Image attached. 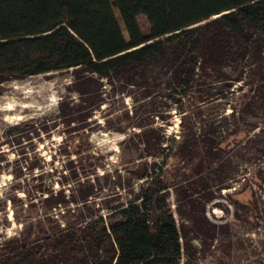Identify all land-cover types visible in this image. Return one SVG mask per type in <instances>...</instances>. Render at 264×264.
Returning a JSON list of instances; mask_svg holds the SVG:
<instances>
[{
    "label": "trees",
    "instance_id": "16d2710c",
    "mask_svg": "<svg viewBox=\"0 0 264 264\" xmlns=\"http://www.w3.org/2000/svg\"><path fill=\"white\" fill-rule=\"evenodd\" d=\"M63 70L80 99L57 117L74 130L110 93H135L116 130L139 153L111 165L89 145L57 188L50 161L20 156L13 180L38 182L0 234V264H234L230 225L207 208L240 172L264 185V0H0V83ZM42 120L6 140L49 135L55 122Z\"/></svg>",
    "mask_w": 264,
    "mask_h": 264
},
{
    "label": "rangeland",
    "instance_id": "374dc122",
    "mask_svg": "<svg viewBox=\"0 0 264 264\" xmlns=\"http://www.w3.org/2000/svg\"><path fill=\"white\" fill-rule=\"evenodd\" d=\"M139 23L144 32H148L149 23L145 16L139 17ZM73 71L63 70L46 74L33 75L21 79H8L0 83V234H11L16 228L13 212L21 215L23 205L28 201V193L38 180H34L31 173H26L21 179L13 180V171L19 165L17 159L28 157L36 162L39 157L50 161L49 168H54L53 183L58 187V176L64 172V165L69 157L75 158L78 150L93 147L96 152L106 157L107 164H126L138 156L139 151L123 149L121 141L126 134L118 127L124 123L127 110H133L135 93L129 89L123 94L110 93L109 100L94 112L86 123L85 129L74 130V124L68 126L57 117L60 101H79L80 97L72 88ZM216 107L222 112L230 111V106L222 100ZM11 106L12 110H6ZM172 123L168 125V133L178 128L179 117L175 108L171 109ZM11 115L21 116L10 117ZM47 117L54 121L56 128L47 135L39 129L29 130L41 126L42 119ZM36 119L37 125L24 130V137L17 141L6 140V130L22 121ZM38 128V127H37ZM258 130V129H257ZM37 132L39 134H37ZM264 142V136H263ZM264 155V147H260ZM21 156V158H20ZM260 160H264L261 156ZM257 162L259 160L256 159ZM25 165V163L23 162ZM251 167V166H250ZM102 172L103 168H99ZM28 172V171H27ZM236 176L230 188L223 189L221 204L209 205L207 214L213 221L225 222L230 225L231 236L235 239L234 264H264V185H254L250 174ZM261 174H264L261 173ZM14 184L16 186H14ZM20 187V189H16ZM230 194V195H228ZM16 198V201H13ZM30 198V197H29ZM174 208V197L169 198ZM26 207V206H24ZM11 220L13 227L4 229V224Z\"/></svg>",
    "mask_w": 264,
    "mask_h": 264
},
{
    "label": "bare ground",
    "instance_id": "6f19581e",
    "mask_svg": "<svg viewBox=\"0 0 264 264\" xmlns=\"http://www.w3.org/2000/svg\"><path fill=\"white\" fill-rule=\"evenodd\" d=\"M6 110H12L14 108H12L11 106H8L7 108L5 107ZM10 117H17L18 119H21V116H15V115H11Z\"/></svg>",
    "mask_w": 264,
    "mask_h": 264
}]
</instances>
